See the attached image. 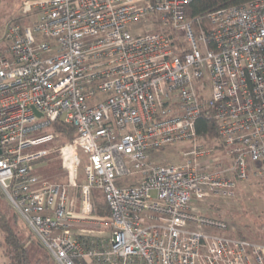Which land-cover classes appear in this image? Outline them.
I'll use <instances>...</instances> for the list:
<instances>
[{
	"label": "built area",
	"instance_id": "obj_1",
	"mask_svg": "<svg viewBox=\"0 0 264 264\" xmlns=\"http://www.w3.org/2000/svg\"><path fill=\"white\" fill-rule=\"evenodd\" d=\"M191 1L25 0L31 22L2 29L0 191L55 264H264V243L199 206L264 178V0L211 11L205 25L186 17ZM209 112L223 150L198 139ZM55 122L74 137L24 151L55 139L36 135ZM185 140L181 163L154 160ZM52 152L62 181L32 173ZM93 189L108 234L69 227L93 214Z\"/></svg>",
	"mask_w": 264,
	"mask_h": 264
},
{
	"label": "rangeland",
	"instance_id": "obj_2",
	"mask_svg": "<svg viewBox=\"0 0 264 264\" xmlns=\"http://www.w3.org/2000/svg\"><path fill=\"white\" fill-rule=\"evenodd\" d=\"M25 0H0V33L4 26L12 21L17 20L21 14V6ZM21 23H29L31 19L22 17ZM8 44L6 40L0 38V51L7 52ZM51 132L50 127H45L42 130L38 131L36 135L45 134ZM57 133V132H55ZM57 133V137L51 141L40 143L37 145L30 146L25 148L24 151L36 152L39 150H49L51 148H59L66 141L70 140L69 138H60ZM208 145H214L212 139L205 140ZM192 144L191 140L179 141L177 143L171 144L168 147L162 148L157 152L156 159L157 163L160 164H177L181 163L184 160V153L190 148ZM230 148V147H227ZM48 159L38 161L34 164L32 173L39 177L43 181H62L65 179V172L61 167V159L57 152H52L51 155L47 156ZM46 157V158H47ZM82 163L79 166L80 178L77 181V185L82 182V168L84 163V158H82ZM82 176V177H81ZM251 181H239L240 187L239 190H236V194L231 199L223 200L221 198H209L204 203L199 204L202 213L209 216H220L228 218L232 228H240L246 231V228L249 227L253 234L251 238L259 239L256 234H261L264 239V182L260 183L259 178L255 176H250ZM76 189V194H78ZM93 193L101 195L99 189H93ZM79 199H77L76 205H78ZM94 209L96 206L95 198L93 197ZM9 202L6 197L0 191V211L6 212L8 217H11L15 212V209L9 206ZM213 206L219 207V210L215 209ZM19 216V215H18ZM109 218H103L100 215L92 214L86 217V221L79 222H69V227L71 230H88L91 233H101L108 234L109 227L107 222ZM99 223V224H97ZM257 224L260 225V229L257 227ZM17 227L20 230L21 234L26 240L27 248L30 252V264H53V259L48 253L47 249L40 243L36 235L27 227L23 219L19 216L17 220ZM97 231V232H96ZM3 251V235L0 231V264H7L6 259L2 254Z\"/></svg>",
	"mask_w": 264,
	"mask_h": 264
},
{
	"label": "trees",
	"instance_id": "obj_3",
	"mask_svg": "<svg viewBox=\"0 0 264 264\" xmlns=\"http://www.w3.org/2000/svg\"><path fill=\"white\" fill-rule=\"evenodd\" d=\"M248 0H192L185 8V15L188 19H195L199 18L202 23L205 25L207 24V15L216 9L237 5L244 3ZM20 23L22 16L19 15L16 18ZM4 53L3 50L0 51V54ZM216 121L209 112L205 116H202L198 119L196 123V129L198 133V139L200 141L212 139L214 142L213 147L217 150H223L224 146L220 143L218 138V133L216 129ZM51 131L57 132L60 138H69L72 139L75 135V129L71 125L63 124L60 122H55L51 125ZM43 158L44 159H48ZM41 161V160H39ZM220 167V165H218ZM251 177L247 181L250 180ZM260 183L264 182V178H259L258 180ZM264 186V185H263ZM240 184L236 182V190H239ZM235 190V194H236ZM93 197L95 198L96 206L94 210V214L100 215L103 218H109V210L106 206V203L101 195H97L93 193ZM10 206V205H9ZM215 209L219 210V207L213 206ZM11 217H8L6 212L0 211V231L3 235V251L2 254L6 259L7 264H30V252L26 245V240L21 234H19V229L17 227V220H19V216L16 212ZM223 221H225L230 227L233 225L229 222L228 218L217 216ZM264 222L262 223V225ZM235 225V224H234ZM233 225V226H234ZM261 224H257V227L260 229ZM232 228V227H231ZM230 235H237L240 238L251 239L254 241H258L264 243V239L261 234H256L259 239L251 238L253 232L252 230L247 227L246 231L240 228H232L229 230ZM53 264L55 262L53 261Z\"/></svg>",
	"mask_w": 264,
	"mask_h": 264
},
{
	"label": "water",
	"instance_id": "obj_4",
	"mask_svg": "<svg viewBox=\"0 0 264 264\" xmlns=\"http://www.w3.org/2000/svg\"><path fill=\"white\" fill-rule=\"evenodd\" d=\"M36 114H37V115H40V113H39V112H37V111H36Z\"/></svg>",
	"mask_w": 264,
	"mask_h": 264
}]
</instances>
